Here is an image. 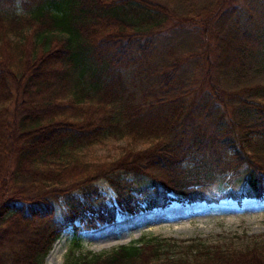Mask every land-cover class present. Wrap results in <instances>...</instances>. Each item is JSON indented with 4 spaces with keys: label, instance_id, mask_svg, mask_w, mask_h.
<instances>
[{
    "label": "trees",
    "instance_id": "trees-1",
    "mask_svg": "<svg viewBox=\"0 0 264 264\" xmlns=\"http://www.w3.org/2000/svg\"><path fill=\"white\" fill-rule=\"evenodd\" d=\"M263 66L264 0H0V264H43L64 230L79 246L77 220L142 200L217 202L216 184L263 199ZM108 136L126 137L120 153L90 159ZM98 180L114 205L93 208ZM172 241L74 264H264L261 243L174 256Z\"/></svg>",
    "mask_w": 264,
    "mask_h": 264
},
{
    "label": "rangeland",
    "instance_id": "rangeland-1",
    "mask_svg": "<svg viewBox=\"0 0 264 264\" xmlns=\"http://www.w3.org/2000/svg\"><path fill=\"white\" fill-rule=\"evenodd\" d=\"M28 10L27 6H18L20 12L26 14ZM262 69L264 74V66ZM12 108L13 103L9 106L10 110ZM125 142L126 137L108 136L90 150V159L111 160L120 153ZM95 186L90 191L94 209L100 208L101 204L106 207L115 204V193L104 180H98ZM229 191L236 190L230 185L216 184L206 191V196L223 197L217 202L172 201L166 207L154 209H147L142 200L137 211L130 212L117 207L113 221L102 223L96 220V227L89 229L77 220L76 226L80 228L79 246L73 242L72 230H64L51 246L43 264L78 263L84 257L89 258L92 253H109L117 246L130 244L140 237H157L168 243L175 240L177 250L172 249L170 253L174 256L182 255V246L191 241L217 244L224 249H244L255 243L264 245V197L237 200L225 195ZM170 195L178 196L175 193ZM75 196L81 200L83 198L78 192H75ZM65 209L58 210L55 218H62Z\"/></svg>",
    "mask_w": 264,
    "mask_h": 264
}]
</instances>
